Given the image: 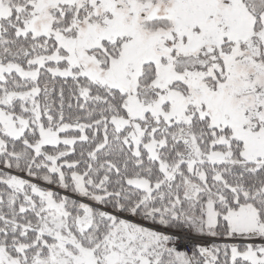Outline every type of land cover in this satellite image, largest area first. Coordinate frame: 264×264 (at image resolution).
I'll return each instance as SVG.
<instances>
[{
	"label": "snow or ice",
	"instance_id": "1",
	"mask_svg": "<svg viewBox=\"0 0 264 264\" xmlns=\"http://www.w3.org/2000/svg\"><path fill=\"white\" fill-rule=\"evenodd\" d=\"M0 264H264V0H0Z\"/></svg>",
	"mask_w": 264,
	"mask_h": 264
}]
</instances>
